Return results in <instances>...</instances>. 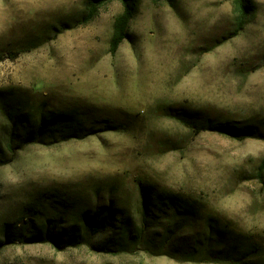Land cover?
I'll use <instances>...</instances> for the list:
<instances>
[{"label": "rangeland", "instance_id": "374dc122", "mask_svg": "<svg viewBox=\"0 0 264 264\" xmlns=\"http://www.w3.org/2000/svg\"><path fill=\"white\" fill-rule=\"evenodd\" d=\"M87 1L0 0V264H214L143 247L107 254L96 239L75 248L32 242L43 232L27 219L33 207L47 222L65 206L79 216L113 199L136 222L139 183L192 201L202 223L210 217L247 237L262 247L254 260H264V0L226 41L234 22L226 0H140L115 56L121 3L83 24ZM10 99L78 119L93 134L23 145L12 158ZM169 106L226 119L252 138L196 134L166 116Z\"/></svg>", "mask_w": 264, "mask_h": 264}, {"label": "trees", "instance_id": "16d2710c", "mask_svg": "<svg viewBox=\"0 0 264 264\" xmlns=\"http://www.w3.org/2000/svg\"><path fill=\"white\" fill-rule=\"evenodd\" d=\"M113 0H88L83 24L91 22L101 8ZM122 12L114 19L109 51L115 56L123 42L129 37L130 25L135 18L140 0H118ZM160 0H153L157 3ZM233 8V31L224 41L238 36L250 23L255 14L254 0H226ZM9 55H12L9 54ZM11 101L4 111L8 125L4 129L7 151L14 158L23 145H53L69 140L91 136L78 119L65 114H54L44 108L31 109L24 103ZM166 116L199 134L212 131L230 138H252L251 131L232 125L222 118L204 117L200 113L189 112L175 106L163 107ZM104 127L110 124L103 122ZM264 172V161L261 173ZM139 211L137 221L128 219L113 199L102 201L85 209L81 215H70L72 210L65 206L63 216L55 215L46 222L32 208L27 219L39 221L35 226L42 229V235L35 236L32 242H50L56 247L60 242L68 247L96 245L104 253L115 254L133 252L143 247L152 255L167 254L173 259L185 262L214 264H264L260 256L261 246L252 243L247 237L221 226L215 219L208 217L202 223L201 212L192 201L175 193L156 192L153 187L139 183ZM67 217V218H66ZM71 222V228L66 222ZM45 227V229H44ZM42 236V237H40ZM182 238L188 239L183 243ZM183 247V248H182Z\"/></svg>", "mask_w": 264, "mask_h": 264}, {"label": "crops", "instance_id": "0c3cea01", "mask_svg": "<svg viewBox=\"0 0 264 264\" xmlns=\"http://www.w3.org/2000/svg\"><path fill=\"white\" fill-rule=\"evenodd\" d=\"M26 12H28V9H27V11Z\"/></svg>", "mask_w": 264, "mask_h": 264}]
</instances>
